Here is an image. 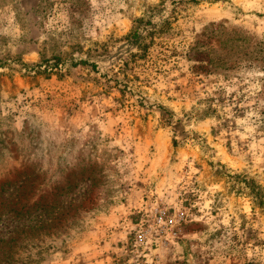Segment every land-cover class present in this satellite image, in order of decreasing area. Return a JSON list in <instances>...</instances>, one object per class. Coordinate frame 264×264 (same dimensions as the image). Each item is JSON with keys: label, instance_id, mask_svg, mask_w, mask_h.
Wrapping results in <instances>:
<instances>
[{"label": "rangeland", "instance_id": "obj_1", "mask_svg": "<svg viewBox=\"0 0 264 264\" xmlns=\"http://www.w3.org/2000/svg\"><path fill=\"white\" fill-rule=\"evenodd\" d=\"M14 176L50 202L0 186V264H264V0H0ZM156 207L185 218L136 243Z\"/></svg>", "mask_w": 264, "mask_h": 264}, {"label": "trees", "instance_id": "obj_2", "mask_svg": "<svg viewBox=\"0 0 264 264\" xmlns=\"http://www.w3.org/2000/svg\"><path fill=\"white\" fill-rule=\"evenodd\" d=\"M236 34V33H235ZM211 37L217 36L218 41L221 39L220 47L221 49H226V46L224 42H227L229 40L234 41L238 37L237 36H228L229 33L224 32V29L220 26L214 28L211 27L210 34ZM201 43V42H200ZM204 43V41H202ZM245 55L249 54V52H245ZM218 62H226V59L219 58L217 59ZM62 185L58 184L59 182H56L52 184V186L49 187L50 191L55 189L58 186H61V189L63 191H66L72 187L70 183H68V180L62 181ZM49 183H53L52 180H46L45 178H41L38 176L33 177H23L19 178L17 176L11 177V178H4L0 181V186L3 188V185L6 184L8 186L16 185L20 189H24V193H22L23 197L19 199H15V201L11 204V208L15 210L18 214L21 213V211L29 210L33 208L34 206H43L46 205V203L50 202L49 199L46 201V185ZM50 204V203H49Z\"/></svg>", "mask_w": 264, "mask_h": 264}, {"label": "built area", "instance_id": "obj_3", "mask_svg": "<svg viewBox=\"0 0 264 264\" xmlns=\"http://www.w3.org/2000/svg\"><path fill=\"white\" fill-rule=\"evenodd\" d=\"M185 215L183 211H174L165 207H156L140 223L135 234V242L143 243L150 237L162 235L176 223L183 221Z\"/></svg>", "mask_w": 264, "mask_h": 264}]
</instances>
